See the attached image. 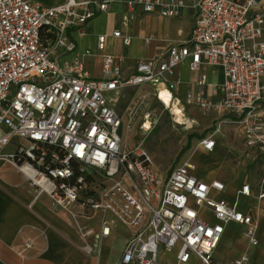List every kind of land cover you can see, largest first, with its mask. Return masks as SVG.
Wrapping results in <instances>:
<instances>
[{
    "label": "built area",
    "instance_id": "obj_1",
    "mask_svg": "<svg viewBox=\"0 0 264 264\" xmlns=\"http://www.w3.org/2000/svg\"><path fill=\"white\" fill-rule=\"evenodd\" d=\"M264 0H64L45 6L38 0H0V160L15 167L36 189L35 200L47 195L53 208L70 213L86 254H99L102 240L122 224L131 229L117 264H248L244 253L223 263L214 251L224 226H243L250 246L258 245L251 216L213 198L223 192L219 181L203 182L185 162L159 175L149 153L140 145L125 148L121 130L129 129L115 103L127 87H147L159 100L179 85L177 66L189 59L190 71L209 65L221 68V99L203 94L206 76L200 73L198 90L186 102L200 111L223 110L242 129L243 142L264 155ZM113 4L124 7L126 27L136 9L162 18H180L192 12L188 38L170 45L163 57L134 61L133 73L122 77L123 58L105 53L107 35H98L101 78H92L83 57L73 53L72 29L83 26ZM46 35L51 38L44 39ZM111 36L130 44L120 29ZM217 89V87H215ZM160 101V100H159ZM144 117L142 127H145ZM150 124H148L149 126ZM211 152L214 140L200 141ZM10 148L12 152H5ZM30 173L32 176H29ZM99 180L96 183V180ZM238 194L264 200V173L254 192L248 184ZM207 209L215 222L200 216ZM103 213L99 231L81 226L77 216ZM161 252L173 260H160ZM0 264H4L0 261Z\"/></svg>",
    "mask_w": 264,
    "mask_h": 264
},
{
    "label": "crops",
    "instance_id": "obj_2",
    "mask_svg": "<svg viewBox=\"0 0 264 264\" xmlns=\"http://www.w3.org/2000/svg\"><path fill=\"white\" fill-rule=\"evenodd\" d=\"M41 4L45 6H56L64 2V0H38ZM109 15L112 16L114 19L116 18L118 21V27L116 29H120L124 34L130 37V44L132 36L129 35L127 32L129 30V22L135 18H137V23H140L143 20L148 19H158L161 21L162 24L168 23L171 26L174 25L175 28V37L170 38L166 42L165 49L157 56V53L154 55H148L147 57L136 54L132 50H128L127 53L123 56H120L119 53H116V49L111 45V42L115 44H119L121 47L125 46L122 42L118 39L113 38L111 35H107L106 40V47L105 53L111 54L113 56H120L123 58V62L121 64L122 69V77L128 78L133 73V66L134 61L138 59H146L150 60L156 57H163L166 54L167 48L176 43L184 42L192 29L193 20H192V12L188 9H184L180 18H174L173 22L171 20H167L168 18H162L154 13H145L141 9H136L133 13V18L128 22L126 27L121 26V17L125 14L124 7L120 4H113L111 9L108 13H101L93 18L91 21L97 19L102 15ZM166 20V21H165ZM89 22H87L81 30L72 29L69 32V36L75 41L76 49L73 53L64 55L61 59H71L75 54H83L85 51H90L91 56L83 57V64L85 70L92 78L99 79L101 78V52L97 50L96 47V40L97 36L101 35L98 34L94 37L93 43L94 47L88 46L85 43L81 42V39L86 36V34L90 33V26ZM190 25L189 33L184 40H176L180 36H182L183 31L187 26ZM168 26V25H167ZM113 30V31H114ZM112 31V32H113ZM112 34V33H111ZM149 37H145L143 40L144 44H148ZM130 44L128 46H130ZM125 46V47H128ZM187 72L189 73L188 77H184L181 75L180 67L181 63L176 68V73L179 78V85L175 92L173 93V98L171 101L172 105H180L181 102H186V95L187 94H194L198 90L197 80L199 78L200 73L205 74L206 76V85L203 87V94L211 99L212 101H219L221 99V90L220 86L224 82V74L221 68L219 70V77H210L205 73V67H211L209 65L202 66L201 69L198 71H190L189 69V59L184 60ZM193 74V76H191ZM264 84V79L263 82ZM217 87V89H215ZM138 88V87H137ZM142 88V87H139ZM147 88V87H146ZM178 103V104H177ZM187 103V102H186ZM192 104V103H189ZM261 107L264 109V88L262 91V99H261ZM195 106L194 104H192ZM226 113L228 120L224 121V124L232 123L233 122V115L227 113L223 110H216V111H208L207 113ZM239 129V139L231 138L230 136L223 140V146L219 147L218 154L221 155L223 164L219 166L222 167L224 174L222 175L221 179L212 178L211 180L205 179L203 177L198 178L194 173V167L191 170L193 175L196 176L199 180L210 183L212 181H219L225 186V190L223 192H213L212 196L216 200H224L228 204H233L235 201L238 203V209L243 212L244 214H248L252 217L256 224V237L258 240L259 245L250 246L243 235V226L236 224L234 222H230L224 226V231H232L234 229H239L240 233H235V235L239 236L236 238L237 247L235 249L227 250V240L229 236H225V238L221 239V243L219 242L217 248L214 251V259L219 262H229L233 259L238 258L240 255L246 253L249 256V263L248 264H264V200L257 201L253 195L250 197H245L243 195L238 194L241 186L248 184L251 191L254 192L256 190V186L264 173V155L261 150L259 149H251L248 148L243 142V134L242 129L238 126ZM219 130H217L218 132ZM212 138V137H211ZM213 139V138H212ZM214 140V139H213ZM238 144H240L238 146ZM216 147V141L214 140V151ZM7 150V149H6ZM5 150V152H6ZM250 151L256 154L255 158L257 157L256 170L253 172H248L245 170H241L238 172L237 167H233L231 165L230 156L237 155V151L241 153L244 151ZM205 151V150H204ZM206 152V151H205ZM206 152V153H211ZM249 154V153H248ZM243 155L240 158V162L243 161ZM159 174V173H158ZM161 175V174H159ZM162 176V175H161ZM164 175L162 177H166ZM25 178V177H24ZM30 187H33L29 184ZM34 189V188H33ZM29 194V193H28ZM42 196V195H41ZM40 196L37 198V200ZM35 200V201H37ZM4 203L0 204V261L4 264H117L120 260V257L123 253L125 243L131 236L132 232L131 229L122 225L117 224L115 227L111 229V232L108 237L102 240L101 249L99 254H89L90 257H85L74 253L73 251H69L63 254L60 253L63 249L66 248V242L63 240L65 239V232L64 226L65 223L62 220H57V236L51 232V227H54L49 223V221H45V223H40L35 219V217L30 214L25 209L26 203H21L20 201H14L11 199L3 200ZM32 203L31 208L33 207V213L39 216V212L43 211L44 206H37L34 207ZM30 208V209H31ZM58 212L63 211L62 209H55ZM96 214H101V219L99 220L101 224V220L104 217H110L109 215L103 213H95L88 217H84L86 221H92ZM42 215V214H40ZM46 216V214L44 213ZM200 216L210 222L213 223L215 220L211 216L210 212L207 209H202L200 211ZM41 217V216H40ZM42 218V217H41ZM79 223V221H78ZM89 223V222H88ZM80 224V223H79ZM86 226V225H83ZM55 228V227H54ZM89 228V227H88ZM100 229V228H99ZM97 229L96 231H99ZM79 235V234H78ZM80 237V235H79ZM76 245L79 249H82L83 242L82 240H77V237L74 238ZM81 243H80V242ZM81 245V246H80ZM63 247V248H62ZM64 252V250H63ZM56 254L61 255L63 257L57 258ZM67 256V258H66ZM160 260L162 262L173 260L172 254H167L165 252H161ZM187 264H198L197 259L194 256L190 257V260Z\"/></svg>",
    "mask_w": 264,
    "mask_h": 264
},
{
    "label": "rangeland",
    "instance_id": "obj_3",
    "mask_svg": "<svg viewBox=\"0 0 264 264\" xmlns=\"http://www.w3.org/2000/svg\"><path fill=\"white\" fill-rule=\"evenodd\" d=\"M262 8L264 11V3ZM167 20H171L172 23L174 19ZM166 22L162 24L161 21L154 18L143 20L140 24L137 23V18H135L129 22L130 27L127 31L132 36L130 46L121 47L118 43L115 44L113 42H111V45L113 46L114 44L113 47L120 56L125 55L128 50H132L136 54L145 57L156 53L158 56L165 49L166 42L170 38L175 37V24L171 26L168 24L169 22ZM88 24L90 26V33L86 34L81 39V42L92 48L94 47L93 39L96 35H111L112 31L118 27L117 19L106 14ZM189 28L190 25L185 28L182 36L176 40H184L189 33ZM145 37H149L148 44L143 43L142 39ZM185 64V61L181 63L180 72L182 76L188 77L189 73L187 72ZM204 71L212 78L219 77L218 67H205ZM178 107L181 108L183 114L181 124L176 123L177 117L173 113L172 106L166 107L163 105L162 102L153 96L149 88L127 87L122 90L117 97L115 108L123 118V122L130 124L129 129L123 127L121 130L123 145L125 148H131L133 145L140 144L149 153L155 171L162 176L167 175L176 166L188 162L195 166L194 173L198 178L203 177L208 180L212 178L221 179L224 172L222 167L219 168L223 164L222 157L218 154L219 147L223 146V140L229 136L239 139L238 125L235 123L224 124V121L228 120V116L223 112H202L196 106L186 102H181ZM145 116H148L146 123L150 124L149 129L142 127ZM217 130L219 131L217 132ZM209 136L216 141V147L213 152L206 153L201 148L200 141ZM6 152H12V150L8 148ZM242 155L244 159L240 162ZM255 156L256 154L248 150L242 153L237 151V155L230 156L232 168L237 167L238 172L242 169L247 171V173L254 172L255 170L257 172L258 166L255 161L257 157L255 158ZM95 182L98 183L99 180L97 179ZM29 184L30 182L15 167L0 160V204H3V200L6 199L26 203L25 209L38 222L45 223L47 220L55 227H51V232L55 234V237L58 235L56 221L59 219L61 221L63 220L65 223L64 232L66 237L63 240L66 242V248L63 249L64 252L62 250L60 253L64 254L65 251H73L79 255L90 257L91 255L79 249L75 243L77 242L74 239L75 237H77V240L81 238L78 235V229L70 213L65 210L59 212L55 210L52 200L47 195H42L35 201L36 189L30 187ZM33 201H35L33 204L34 207L44 206L43 211L39 212V216L33 213V207L31 208ZM77 217H79L77 221H79L81 226L86 225L94 231L100 228L99 220L102 217L101 214H96L91 222L82 219L84 218L82 216ZM237 232L240 233V230L225 231L222 239L227 235L230 239H226L227 245L225 248L227 250H233L237 247L236 238L239 237L235 235ZM257 247L253 246V248ZM56 257L59 260L60 258L63 259L58 254H56Z\"/></svg>",
    "mask_w": 264,
    "mask_h": 264
},
{
    "label": "bare ground",
    "instance_id": "obj_4",
    "mask_svg": "<svg viewBox=\"0 0 264 264\" xmlns=\"http://www.w3.org/2000/svg\"><path fill=\"white\" fill-rule=\"evenodd\" d=\"M160 102H162L163 105H165L166 107H171L172 106V110H173V113L176 115V123L178 124H181L182 123V120H181V117L183 116L182 114V111H181V108H179L177 105H172L171 104V101H170V95L167 91L165 90H161L160 92ZM178 104V103H177ZM185 120V119H184ZM185 122V121H184ZM149 124V123H148ZM148 124L146 123L145 124V127L147 129H149V126ZM29 176H32L30 173H28Z\"/></svg>",
    "mask_w": 264,
    "mask_h": 264
},
{
    "label": "trees",
    "instance_id": "obj_5",
    "mask_svg": "<svg viewBox=\"0 0 264 264\" xmlns=\"http://www.w3.org/2000/svg\"><path fill=\"white\" fill-rule=\"evenodd\" d=\"M49 37L51 38V35H46L45 37H44V39H49ZM188 146H189V143H188ZM187 146V147H188Z\"/></svg>",
    "mask_w": 264,
    "mask_h": 264
}]
</instances>
